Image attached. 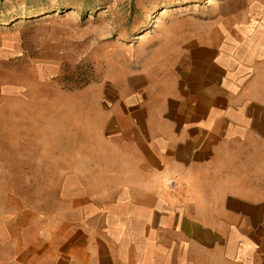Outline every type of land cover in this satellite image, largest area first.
I'll return each instance as SVG.
<instances>
[{
  "label": "crops",
  "instance_id": "crops-1",
  "mask_svg": "<svg viewBox=\"0 0 264 264\" xmlns=\"http://www.w3.org/2000/svg\"><path fill=\"white\" fill-rule=\"evenodd\" d=\"M223 38L183 42L156 94L119 104L67 236L5 217L0 264H264V59Z\"/></svg>",
  "mask_w": 264,
  "mask_h": 264
},
{
  "label": "rangeland",
  "instance_id": "rangeland-1",
  "mask_svg": "<svg viewBox=\"0 0 264 264\" xmlns=\"http://www.w3.org/2000/svg\"><path fill=\"white\" fill-rule=\"evenodd\" d=\"M208 34L264 59V0H0V223L67 236L119 104L156 94L163 57Z\"/></svg>",
  "mask_w": 264,
  "mask_h": 264
}]
</instances>
